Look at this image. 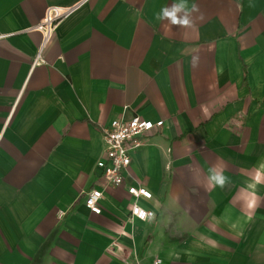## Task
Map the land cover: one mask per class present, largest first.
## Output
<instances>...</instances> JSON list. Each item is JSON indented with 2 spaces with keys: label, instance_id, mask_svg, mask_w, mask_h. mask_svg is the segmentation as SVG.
Returning <instances> with one entry per match:
<instances>
[{
  "label": "crops",
  "instance_id": "obj_1",
  "mask_svg": "<svg viewBox=\"0 0 264 264\" xmlns=\"http://www.w3.org/2000/svg\"><path fill=\"white\" fill-rule=\"evenodd\" d=\"M79 3L48 42L33 30ZM180 3L0 0V264H264V0L158 18ZM122 116L164 126L95 215L101 129ZM130 186L155 219H131Z\"/></svg>",
  "mask_w": 264,
  "mask_h": 264
},
{
  "label": "built area",
  "instance_id": "obj_2",
  "mask_svg": "<svg viewBox=\"0 0 264 264\" xmlns=\"http://www.w3.org/2000/svg\"><path fill=\"white\" fill-rule=\"evenodd\" d=\"M80 6L76 4L68 8L53 7L48 10L43 22L33 30L43 34L45 42H48L57 26L69 18ZM41 61V53L35 60V64ZM164 126V121H151L139 116L126 118L122 116L103 126L101 135L104 142V153L97 163L100 171L97 183L98 189L86 193L85 206L95 215L102 213L101 202L104 198V190L122 187L125 183V174L131 165L134 152L143 147L145 139L156 133ZM127 192L131 197V219L148 221L156 218L155 210L147 208L146 203L154 200L153 194L144 187L130 186ZM59 214V218L64 217Z\"/></svg>",
  "mask_w": 264,
  "mask_h": 264
},
{
  "label": "clouds",
  "instance_id": "obj_3",
  "mask_svg": "<svg viewBox=\"0 0 264 264\" xmlns=\"http://www.w3.org/2000/svg\"><path fill=\"white\" fill-rule=\"evenodd\" d=\"M193 10H195V5L192 6ZM185 14L183 16L178 15L181 12ZM159 19H168L174 25L188 26L191 21L189 19L187 13V0H183V3L174 4L170 8L166 7L162 9L161 14L158 17ZM212 175L210 176V180L223 186L225 183V177L221 175L216 169H211Z\"/></svg>",
  "mask_w": 264,
  "mask_h": 264
},
{
  "label": "trees",
  "instance_id": "obj_4",
  "mask_svg": "<svg viewBox=\"0 0 264 264\" xmlns=\"http://www.w3.org/2000/svg\"><path fill=\"white\" fill-rule=\"evenodd\" d=\"M244 82H245V86H246V69L244 67Z\"/></svg>",
  "mask_w": 264,
  "mask_h": 264
}]
</instances>
